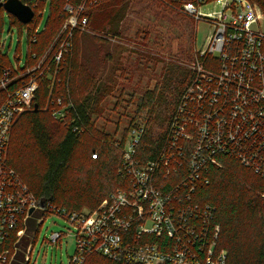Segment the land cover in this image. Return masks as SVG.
<instances>
[{"label":"built area","instance_id":"1","mask_svg":"<svg viewBox=\"0 0 264 264\" xmlns=\"http://www.w3.org/2000/svg\"><path fill=\"white\" fill-rule=\"evenodd\" d=\"M19 1L33 17L24 25V64L0 60V264L12 263L27 221L36 213L59 215L73 227L75 252L69 264H88L95 255L118 264H227V252L218 248L215 209L195 195L209 183L210 168L220 167L225 158L264 178V0H155L196 27L206 23L212 30L194 50L189 81L156 156L137 157L144 126L129 125L113 142L121 154L117 174L125 188L110 193L93 211L41 205L8 164L7 150L15 120L31 109L42 81L50 117L75 134L86 132L75 123L70 92L73 40L88 26L87 10L102 0L65 3L62 30L40 54L32 47L41 33L42 0ZM13 233L14 254L8 257L3 247ZM63 235L51 233L48 243ZM31 254L30 242L22 264Z\"/></svg>","mask_w":264,"mask_h":264},{"label":"trees","instance_id":"2","mask_svg":"<svg viewBox=\"0 0 264 264\" xmlns=\"http://www.w3.org/2000/svg\"><path fill=\"white\" fill-rule=\"evenodd\" d=\"M82 1L39 2L40 9L45 5L49 6V15L32 47L34 52L42 53L58 34L66 18L63 11L65 3L78 6ZM118 1L120 0H102L97 6L87 10L88 25L94 13L92 11L114 9L111 6ZM120 8L118 6L116 10L119 13L116 21H120L124 15ZM1 11L3 9L0 7V13ZM114 11L115 9L111 12ZM9 16L10 26H17L20 30L26 28L15 17ZM36 18L35 10L34 19ZM112 19L109 20V25L113 24ZM110 28L116 31L118 25ZM73 44L71 99L78 116L75 123L83 124L86 132L75 134L65 124L50 117L49 107L47 112L42 110L45 103L47 104V86L42 81L31 109L21 113L12 126L7 162L43 204L49 203L56 208L70 211H93L110 193L125 188L126 182L117 174L121 164L119 149L113 145L114 140H111L109 133L95 126L93 118L99 115L95 108L98 107V97L105 85L100 84L81 62L78 31ZM0 60L8 63L1 54ZM183 74L184 78L173 79L168 87L165 84L161 88L156 86L153 91L145 92L138 101L135 115L145 110L147 119L138 146L137 157L141 161L154 158L161 147L179 94L190 78V71H182ZM162 106L165 107L164 115L159 110ZM148 119L157 125L158 130H154L153 126V131L150 130ZM133 120L135 119L129 121L122 134L127 133L128 126L134 123ZM92 155L95 157L92 158ZM208 177L209 183L196 191L195 198L199 203L211 205L215 209V221L220 226L218 248L227 252V264H264V178L226 158L221 159L220 167L210 168ZM31 222H34L32 218L27 224L30 225ZM15 241L13 233L4 244L3 249L8 257L14 254ZM29 244L30 238L24 233L11 264L23 263V250L25 252ZM88 264L118 263L95 255L88 259Z\"/></svg>","mask_w":264,"mask_h":264},{"label":"rangeland","instance_id":"3","mask_svg":"<svg viewBox=\"0 0 264 264\" xmlns=\"http://www.w3.org/2000/svg\"><path fill=\"white\" fill-rule=\"evenodd\" d=\"M118 6H121L120 12L121 9L124 11L120 21H116ZM111 7L114 12L111 8L102 12L92 11V23L85 30L78 31V35L81 62L100 84L105 85L95 108L99 114L93 117L95 126L115 140L131 119L145 125L146 111L141 110L135 115L142 95L153 91L156 86L161 88L166 84L168 87L175 78H184L182 71H190L195 48L203 46L212 28L206 23H199L196 27L192 20L155 0H120ZM48 15L49 6L45 5L39 21L40 32ZM0 18V54L9 64L16 67L18 62L22 66L26 61L27 32L24 28L20 30L17 26H10V16L4 10ZM111 19L113 24L109 25ZM115 25L118 29L111 30L110 26ZM61 30L62 26L58 34ZM165 107H160L161 113ZM47 108L45 103L42 110L47 112ZM149 123L151 131L152 126L158 130L153 121ZM32 220L34 222L28 223L25 229L32 245L28 264H69L75 252V238L71 234L73 227L55 214L42 217L36 213ZM51 233L64 235L59 242L51 244L48 243Z\"/></svg>","mask_w":264,"mask_h":264},{"label":"water","instance_id":"4","mask_svg":"<svg viewBox=\"0 0 264 264\" xmlns=\"http://www.w3.org/2000/svg\"><path fill=\"white\" fill-rule=\"evenodd\" d=\"M0 7L9 15L15 17L23 25L29 23L33 17L32 9L19 0H6L4 2L0 0ZM40 204L42 205L43 201H40ZM31 212L30 210V213Z\"/></svg>","mask_w":264,"mask_h":264},{"label":"bare ground","instance_id":"5","mask_svg":"<svg viewBox=\"0 0 264 264\" xmlns=\"http://www.w3.org/2000/svg\"><path fill=\"white\" fill-rule=\"evenodd\" d=\"M128 76H130V75H128Z\"/></svg>","mask_w":264,"mask_h":264}]
</instances>
